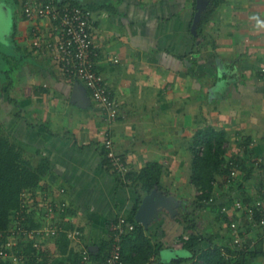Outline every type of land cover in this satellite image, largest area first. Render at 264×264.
<instances>
[{
    "label": "crops",
    "instance_id": "0c3cea01",
    "mask_svg": "<svg viewBox=\"0 0 264 264\" xmlns=\"http://www.w3.org/2000/svg\"><path fill=\"white\" fill-rule=\"evenodd\" d=\"M74 1H86L93 12L97 68L118 103L112 123L84 81L66 75L45 44H33L38 35L43 43L58 39L53 23L28 18L19 0H0L9 20L0 31L15 44L9 56L19 58L7 80L0 77V124L34 167L48 163L36 193L67 200L85 244L98 251L110 239L112 220L136 214L150 192L140 173L157 162L155 186L184 203L175 217L191 207L194 217L209 218L202 228L232 246L230 222L237 221L247 264H264V225L236 205L264 201V27L257 26L264 0H223L201 35L192 31L197 0ZM209 127L225 133L226 161L239 167L235 176L219 175L211 200L197 208L193 163L204 147L200 132ZM106 130L129 165L125 175L111 166ZM164 221L155 220L150 231H165L167 245L177 243ZM171 249L180 256L182 246ZM162 255L156 259L164 264Z\"/></svg>",
    "mask_w": 264,
    "mask_h": 264
},
{
    "label": "trees",
    "instance_id": "16d2710c",
    "mask_svg": "<svg viewBox=\"0 0 264 264\" xmlns=\"http://www.w3.org/2000/svg\"><path fill=\"white\" fill-rule=\"evenodd\" d=\"M63 1L91 8L90 5L87 6L79 1ZM222 1L209 0L207 8L202 12L198 26L199 35L203 33L205 24ZM200 134V142L204 144V147L203 149L197 148L195 152L191 178L194 185L201 191L192 205L197 208H203L202 201L209 202L211 200L219 175H232V169L237 170L239 167L235 161H226L225 133L223 131L209 127L202 130ZM48 169L46 161H43L38 167H34L31 161L24 157L22 150L11 141L0 124V231L11 228L13 214L22 208V193L29 189L36 191ZM161 174L162 167L157 162H150L140 173L146 191H151L155 184L159 183ZM68 214L74 216L72 206H70ZM26 215H28L30 226H41L42 223H37L33 218L34 213H26ZM177 218L185 224L186 233L181 234L182 237H180V240H183L182 250L185 252L183 259L193 260L191 264H247L249 254H246V251L242 249V245L239 250H236L234 246H238V244L234 242V239L233 246L227 245L219 240V234L208 232L202 228L200 222L194 217L191 207L182 210ZM129 219L136 223V228L124 238V260L129 264H143L153 256L158 257L166 249V241L162 239L165 236V231L162 234H159L158 231L151 232L150 228H146L136 220L135 211ZM73 226L70 222L65 223L66 228ZM185 235L189 237L186 239ZM53 242L52 246L57 249L56 254H52L50 247L46 244L42 243L40 247H36L31 240L25 246L26 254L23 261L18 263L12 257L0 255V264H74L78 261L82 246L79 243H74L65 231H62ZM205 242L208 243L206 248L203 247ZM110 246L111 237L109 241L100 245L98 251L91 253L92 257L103 263L107 258ZM170 247L173 248V245ZM158 264L163 263L158 262Z\"/></svg>",
    "mask_w": 264,
    "mask_h": 264
},
{
    "label": "built area",
    "instance_id": "2783aa9c",
    "mask_svg": "<svg viewBox=\"0 0 264 264\" xmlns=\"http://www.w3.org/2000/svg\"><path fill=\"white\" fill-rule=\"evenodd\" d=\"M19 1L28 18H40L52 22L58 35L57 40H49L45 43L41 40V35H38L33 40V44L38 47L45 44L46 47H49L54 52V57L59 62L62 71L70 77L84 81L93 98L103 107L105 119L110 123L114 122L119 116L118 103L113 97L106 78L97 68L98 50L93 36L95 20L92 10L70 1ZM109 133L108 130L105 131L106 154L114 171L120 175H125L129 172V165L115 151L113 139ZM236 174L237 170L232 169V175L235 176ZM63 191L64 189L60 190V192ZM31 202L37 203V207L35 208ZM236 205L238 209H244L251 219L258 220L261 225H264L263 199L259 198L249 204L237 201ZM21 207L12 216L11 228L0 231L1 256L12 257L18 263L24 260L26 254L22 246L24 241H19L17 235L28 238L26 242L33 240L34 246L40 247L42 243L55 240L62 231H65L74 243H79L82 246L81 256L74 264H129L123 257V241L125 236L136 228V223L126 216H120L110 222L111 246L106 260L101 263L92 257L91 253L95 251L85 244V233L76 224L75 216L68 214L70 203L67 200H57L52 194L42 197L36 191L29 189L22 193ZM33 210L44 215L46 223L41 224V226H30L26 213L35 212ZM66 222H70L74 226L66 228ZM230 227L234 242L241 246L244 240V232L235 220L230 222ZM188 237L185 235L186 239ZM178 244L181 246L183 240H180ZM143 264H158V262L153 256Z\"/></svg>",
    "mask_w": 264,
    "mask_h": 264
},
{
    "label": "rangeland",
    "instance_id": "374dc122",
    "mask_svg": "<svg viewBox=\"0 0 264 264\" xmlns=\"http://www.w3.org/2000/svg\"><path fill=\"white\" fill-rule=\"evenodd\" d=\"M83 3L87 4L86 1H84ZM7 21L9 23V20H8V17L6 16L5 11L0 9V23H4L5 25H7ZM3 28L0 25V30H2ZM14 45L15 44L13 42H11L9 37L5 34V29H4V31H0V51H2L1 52L2 54L0 53V70H1L0 71V77H3L4 81L7 80V78H8V75H7V73H9L8 69H10L14 63L19 62V58H17L16 60L13 61V58L11 57V56L15 55L14 53L16 50H15ZM9 54H11V56H9ZM1 55H3V57ZM31 204H34L35 208L37 207V203L31 202ZM33 211H35V210H33ZM30 213H32V212H30ZM33 213H34L33 218H35L36 221L37 220L41 221L42 224L46 223V219L44 218V215L39 214L36 211ZM178 216L179 215H176V217L174 216V219H176L175 221H174L173 217H171V215H169V213H167V211H162L161 216H160L161 218L166 219V221H164V225H163L164 229H166L168 232V234L166 236H168V238L171 237V241H178L179 240L175 244L171 242V245H173L174 247H175V245L177 247H180L178 243H180V237H182L181 234H183V231L185 229L183 222H181L179 220V218H177ZM196 218L199 222L203 221L206 224L210 221V220H208L209 219L208 217H204L201 214H198V217H196ZM178 221H180V222H178ZM185 233L186 232H184V234ZM173 236H175V238L177 240L175 238H173ZM172 238H173V240H172ZM17 239L19 241H24V242H22V246H23V250H25V246H27V244H28V242H26V241H28L27 240L28 238H26L22 235H19V236L17 235ZM50 242L54 243L52 240V241H49V243H44V244H46V246L50 247V251L52 254H56L57 249L54 246H52L54 244H51ZM181 246L183 247V244ZM162 252H163V255L161 257V260L164 263L169 264L176 259L177 260H184L183 257H184L185 252L182 249L179 250L180 256H178V255L172 256L171 255L172 253H175V252L171 249L170 244H169V247H167V241H166V249L163 250ZM169 255H171V256H169ZM177 264H180V263L177 262Z\"/></svg>",
    "mask_w": 264,
    "mask_h": 264
},
{
    "label": "water",
    "instance_id": "95a60500",
    "mask_svg": "<svg viewBox=\"0 0 264 264\" xmlns=\"http://www.w3.org/2000/svg\"><path fill=\"white\" fill-rule=\"evenodd\" d=\"M208 3L209 0H197V8L192 24V31L195 34L198 33V26L201 21L202 12L207 8ZM77 94L75 97L80 99L81 95L78 96ZM183 204V201L175 194L166 193L158 186H155L143 197V200L136 211L135 218L139 223L143 224L146 228H149L155 220L160 218L163 210H167L172 216H175V214L179 212L178 207Z\"/></svg>",
    "mask_w": 264,
    "mask_h": 264
},
{
    "label": "clouds",
    "instance_id": "9594fccd",
    "mask_svg": "<svg viewBox=\"0 0 264 264\" xmlns=\"http://www.w3.org/2000/svg\"><path fill=\"white\" fill-rule=\"evenodd\" d=\"M257 26L258 27H264V22H262L259 19H257ZM163 211H167V210H163ZM168 213H169V211H168Z\"/></svg>",
    "mask_w": 264,
    "mask_h": 264
},
{
    "label": "flooded vegetation",
    "instance_id": "af4514ba",
    "mask_svg": "<svg viewBox=\"0 0 264 264\" xmlns=\"http://www.w3.org/2000/svg\"><path fill=\"white\" fill-rule=\"evenodd\" d=\"M170 213V212H169Z\"/></svg>",
    "mask_w": 264,
    "mask_h": 264
}]
</instances>
